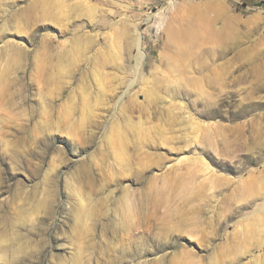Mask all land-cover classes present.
<instances>
[{"label": "rangeland", "instance_id": "obj_1", "mask_svg": "<svg viewBox=\"0 0 264 264\" xmlns=\"http://www.w3.org/2000/svg\"><path fill=\"white\" fill-rule=\"evenodd\" d=\"M0 264H264V0H0Z\"/></svg>", "mask_w": 264, "mask_h": 264}]
</instances>
